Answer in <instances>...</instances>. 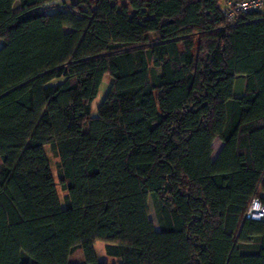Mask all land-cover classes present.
<instances>
[{
    "label": "trees",
    "instance_id": "16d2710c",
    "mask_svg": "<svg viewBox=\"0 0 264 264\" xmlns=\"http://www.w3.org/2000/svg\"><path fill=\"white\" fill-rule=\"evenodd\" d=\"M222 1L0 0V264H264V10Z\"/></svg>",
    "mask_w": 264,
    "mask_h": 264
},
{
    "label": "rangeland",
    "instance_id": "374dc122",
    "mask_svg": "<svg viewBox=\"0 0 264 264\" xmlns=\"http://www.w3.org/2000/svg\"><path fill=\"white\" fill-rule=\"evenodd\" d=\"M223 5V1L221 2V6ZM15 10L17 8H19V2L15 3V6H14ZM152 39H154V36H152ZM111 82H112V79L109 75H106L103 79V82L100 86V90H99V93L97 95V97L95 98V100L93 101L92 103V115L93 116H96L98 114V109L100 107V105L102 104V102L104 101L107 93H108V90L110 88V85H111ZM241 82H243V86L240 87V84ZM244 82H245V78L244 77H238L237 79V85H236V93L239 94L241 90H243L244 92ZM222 147V142L217 139L215 140L214 142V155H216L220 148ZM45 151L50 159V162H51V166H52V171L55 175V178H56V181L58 182L59 181V176H58V161L59 159L55 156V154L52 152L51 150V146L50 145H45ZM58 190H59V194L61 196V199H63L64 197V194H65V191H63L61 189V186L58 185ZM150 217L153 219V221L155 222L156 226H157V219H156V215H155V211H154V207H153V203L152 201L150 200ZM95 250L99 256V259L101 260H105V261H111V262H115V263H121V260L117 257H109L107 254H106V251H105V242L103 241H97L95 243Z\"/></svg>",
    "mask_w": 264,
    "mask_h": 264
},
{
    "label": "built area",
    "instance_id": "2783aa9c",
    "mask_svg": "<svg viewBox=\"0 0 264 264\" xmlns=\"http://www.w3.org/2000/svg\"><path fill=\"white\" fill-rule=\"evenodd\" d=\"M222 10L230 22H235L241 14L264 10V0H227L223 2ZM246 217L255 220L264 218V203L259 198L252 200Z\"/></svg>",
    "mask_w": 264,
    "mask_h": 264
},
{
    "label": "crops",
    "instance_id": "0c3cea01",
    "mask_svg": "<svg viewBox=\"0 0 264 264\" xmlns=\"http://www.w3.org/2000/svg\"><path fill=\"white\" fill-rule=\"evenodd\" d=\"M241 86L240 87H242L243 86V82H241V84H240ZM242 92V91H241ZM241 94V93H240ZM98 255V254H97ZM99 257V256H98ZM101 260V259H100Z\"/></svg>",
    "mask_w": 264,
    "mask_h": 264
}]
</instances>
